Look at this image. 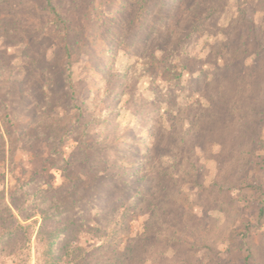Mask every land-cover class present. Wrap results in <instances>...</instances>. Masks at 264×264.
I'll list each match as a JSON object with an SVG mask.
<instances>
[{
  "label": "rangeland",
  "instance_id": "obj_1",
  "mask_svg": "<svg viewBox=\"0 0 264 264\" xmlns=\"http://www.w3.org/2000/svg\"><path fill=\"white\" fill-rule=\"evenodd\" d=\"M255 128L264 140V0H0V190L18 176L37 194L13 207L30 228L0 264H208L255 216L234 188ZM124 172L140 195L100 202L99 230L92 205L41 233L42 194Z\"/></svg>",
  "mask_w": 264,
  "mask_h": 264
},
{
  "label": "trees",
  "instance_id": "obj_2",
  "mask_svg": "<svg viewBox=\"0 0 264 264\" xmlns=\"http://www.w3.org/2000/svg\"><path fill=\"white\" fill-rule=\"evenodd\" d=\"M52 11H55L52 8ZM54 17V24L56 28L61 31L66 28V22L57 12ZM62 44V41H60ZM67 57H71L70 45L65 41L62 44ZM13 118L14 115H7ZM252 140L249 148L245 151L242 162V170L239 178L235 182L234 188L239 191H248L253 194L254 201L257 205V210L252 222H243L226 236L224 240V251L214 252L215 255L211 258L208 264H264V140L258 138V130L255 128L252 134ZM1 138V133H0ZM58 149H54L52 154L58 157ZM13 160V158H12ZM125 174V180L121 179V183L109 187L106 182L100 181L98 185L87 184L82 191L83 196L75 194L72 188L62 185L58 189L49 190L42 194L40 198L39 208L40 216L43 218L41 225V233L47 232L53 223H59L57 220L63 219L66 216L73 214L78 209L84 212L86 209L95 205L96 211L93 220L96 225L101 227L110 215H103V211H99V204L103 201L111 199L113 205L120 204V201L128 202L132 205L134 193L140 195L137 188H129L127 179L133 177ZM121 175V174H120ZM123 177V175H121ZM119 177V176H118ZM139 180V179H138ZM142 180H139V183ZM32 182L22 181L20 177L16 178V185L14 191L7 195L5 189L0 190V248L5 246L7 242L19 238L22 233L26 236L30 225H23L18 215L14 213V208L18 209V203H23L27 206L32 203L36 195H30V187ZM145 190V188H143ZM133 193V195H132ZM102 194V195H100ZM30 196V197H29ZM125 204V203H124ZM14 205V206H13ZM25 206V207H26ZM14 207V208H13ZM20 211V210H19ZM102 216V218H100ZM28 216H23V222L28 221ZM92 220V219H91ZM95 227V226H94ZM24 236V237H25ZM61 231L48 233L45 242L44 256L50 260H57L59 250L57 245L59 241L64 238ZM259 240V242H258Z\"/></svg>",
  "mask_w": 264,
  "mask_h": 264
}]
</instances>
